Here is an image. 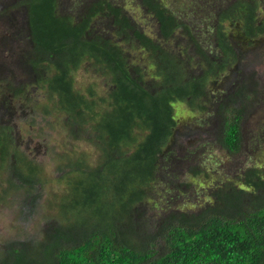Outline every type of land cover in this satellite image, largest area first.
Here are the masks:
<instances>
[{
	"label": "trees",
	"instance_id": "trees-1",
	"mask_svg": "<svg viewBox=\"0 0 264 264\" xmlns=\"http://www.w3.org/2000/svg\"><path fill=\"white\" fill-rule=\"evenodd\" d=\"M122 1L90 0L73 15L61 10L60 0H20L18 35L27 45L17 58L45 93L46 103L37 108L62 115L57 123L65 138L93 149L66 147L65 139L55 151L68 184L75 181L63 204L67 195L60 197L65 226L38 251L9 245L0 264H264V169L219 178L206 205L170 209L151 230H142L143 213L132 220L135 205L144 207L156 185L171 190V200L189 187L182 174L159 175L167 150L188 152L182 166L195 178L201 171L190 164V153L199 135L217 133L222 148L237 153L249 120L262 125L264 74L245 70L252 56L264 57L262 0H131L154 21L150 32ZM96 19L109 28L96 30ZM138 49L143 56L134 58L130 51ZM85 63L105 86L94 82L99 79L77 85L75 74ZM215 90L222 95L212 102L215 120L203 118L207 129L175 117L174 103L200 113ZM21 93L20 87L13 94ZM13 138L0 125V157L12 154L14 172L32 187L42 167L15 149ZM66 210L75 215L69 223Z\"/></svg>",
	"mask_w": 264,
	"mask_h": 264
},
{
	"label": "rangeland",
	"instance_id": "rangeland-1",
	"mask_svg": "<svg viewBox=\"0 0 264 264\" xmlns=\"http://www.w3.org/2000/svg\"><path fill=\"white\" fill-rule=\"evenodd\" d=\"M89 2L90 0H60V8L64 12L74 15L76 11L80 10L83 5L87 6ZM122 2L127 5V12L134 13L135 21L146 32L154 30L155 23L151 16H145L139 7H134L131 0ZM260 4V14L262 15L260 17L264 18V0ZM1 12L0 125L6 127L14 137L15 149L24 151L27 157L38 162L42 167V172L38 175L36 183L29 187L22 184L20 177L14 172V164L17 163L12 154H8L3 159L0 157V256L4 257L9 252V245L15 248L26 247L38 251L40 246L47 243L48 237L55 234V229L65 226L59 218L63 212L60 207V197L67 195L62 199L63 204L65 199L71 196L75 181L68 184L65 176L66 171L58 168L60 161L55 156V153H58L55 151L63 148L66 139V131L62 128L63 123H57L60 120L63 121L64 117L62 115L47 116L42 113L40 108H37L40 103H46L45 93L42 88L37 86L36 75L27 66L22 65L17 58L20 56L18 53L21 49L24 50L27 45L20 34L18 35L23 27V12L20 0H0ZM95 24V29L99 32L109 28V22L103 19H96ZM6 39L11 41L7 42ZM262 50H264V44ZM130 53L134 58L143 56L141 49L130 51ZM256 61L260 63L257 62L254 65ZM249 63L251 67H246V72L252 68L253 70L249 72L260 73L262 71L264 74V57L258 59L256 56H252ZM255 76L261 81L259 74ZM75 79L80 87H85L94 79H99L94 81L98 85L102 83V86H105L104 82H100V78L93 75L87 63L78 69ZM262 81L261 99L264 103V80ZM20 87L23 88V93L17 96L14 95V91ZM100 89L104 88L100 87ZM218 95L221 96L222 93L216 90L211 91L208 95L210 102L206 101V108L200 113H192L185 103H174L175 117L180 120L189 119L190 121L193 118L198 127L207 129L206 121L215 120L213 100ZM251 114H254V112L252 111ZM256 119L257 117L254 115L252 120ZM263 119H261L262 125L259 127H256L257 125L252 127L251 119L245 125V128H243L245 136L243 133L242 146L237 153H229L222 148L217 133H214V135L211 133L210 136H204V138L199 135V140H194L195 144L192 146L193 149L190 153V157L192 156L190 164H195L201 171L200 176H195V178L187 170L188 168L182 166L188 158V152L185 153L178 146H174L163 153V158L159 160V167L161 168L159 175L163 177V180H166V174H182L185 180L190 183L189 187L185 190H177L171 200V190V194H169L165 186L156 185L151 189L150 197L144 207L135 205L132 210V220L136 211L143 213L144 217L140 216L139 221H143L145 218L146 225L142 230H151V227L155 226L160 217L170 209L196 211L200 206L206 205L209 202L210 187L215 186L219 182V178L223 180L228 177L232 178L251 167L264 169ZM213 125L217 126L218 124ZM46 135L47 137L44 138ZM66 143V147L74 148L75 146L76 150L87 149V151L92 152L93 149L88 147L86 141L80 139L77 141L66 139ZM94 156L96 157L95 152ZM172 168L175 172L172 171ZM205 174H207V177H205ZM165 185L168 187L166 182ZM176 186L175 183L171 184V187ZM66 212L65 221L68 219L67 222L69 223V221L74 220L75 215H73V211L66 210ZM119 212V206H116V213ZM84 217L86 215H82V218ZM75 230L77 229H73V231ZM132 240L140 242L137 236H133Z\"/></svg>",
	"mask_w": 264,
	"mask_h": 264
}]
</instances>
